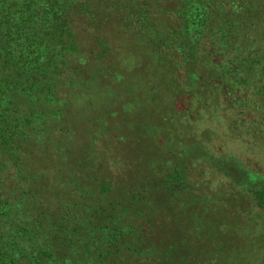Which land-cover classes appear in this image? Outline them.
Listing matches in <instances>:
<instances>
[{
  "label": "trees",
  "instance_id": "1",
  "mask_svg": "<svg viewBox=\"0 0 264 264\" xmlns=\"http://www.w3.org/2000/svg\"><path fill=\"white\" fill-rule=\"evenodd\" d=\"M91 1L103 3L115 16L117 24L133 29L137 36L146 35L148 30L149 34L157 33L151 20L156 11L149 0H0V155L5 157L1 168L12 157V163L20 167L7 171L9 177L4 181H13L12 172L18 174V181L23 185L19 199L10 198L3 186L0 187V264H172L175 258L166 253H176L180 247L187 251L181 256L187 264H264L262 255L254 261L241 246L242 242L234 238L237 223L233 221L242 212L232 208L228 211L213 204L209 212L219 214V222L212 225L210 234H204L197 224L188 223L192 218L191 210L182 212L178 221L168 225L163 217L152 216V208L147 206L140 211L95 204L87 206L93 194L96 202L101 196L105 201L104 193H112L118 182L104 167L100 169L102 181L80 183L77 179L84 176L80 160L66 159L71 147L67 149V143L59 147L44 145L51 144L53 135L59 142L69 139L68 129L54 131L47 125L58 114L57 119L63 115L60 106L64 104L59 95L68 94L84 76L85 79L96 76V72H88L81 66L80 32L82 19L93 12ZM163 1L171 6L165 7L162 13L173 17L178 24L162 37L157 33V51L163 53L164 61L171 62L172 71H168L178 76V93L175 86H171L170 91L178 103L181 102L179 115L194 118L188 105L198 94H202L197 99L202 109L213 105L210 100L209 106L208 100L214 96L216 103H223L224 110H244L239 121L232 122L234 126L249 121L251 108L264 110V0ZM139 43L142 47L139 50L147 51L148 46L142 41ZM157 60L164 65L163 60ZM199 62L203 64L195 71L188 68ZM72 76L75 80L70 85ZM190 76L194 83L185 87L183 80ZM95 83L92 81V85ZM94 94L99 96L101 91ZM77 96L83 95L78 93ZM143 96L141 93L140 99ZM156 98L151 97L152 101ZM39 113H45L41 123L37 121ZM168 113L172 115L169 110ZM162 116L159 117L163 120L168 117ZM146 123L148 127H135L132 132L136 134L127 135L132 139L129 147L134 150L133 164H138L134 169H149L147 149L135 144L137 136L145 140L155 135L151 125ZM39 141H43L41 148L37 145ZM157 143H153L156 150ZM126 151L131 154L130 149ZM219 154L220 158L225 156ZM87 161L90 165L85 168H91L86 181L94 179L100 167L92 156H88ZM151 162L152 165L148 163L151 170L163 165L158 157ZM36 164H49L52 168L49 171L55 175L52 180L46 177L47 171L37 177L36 171H32ZM126 168L128 170V164ZM126 168L121 166L123 171ZM25 172L36 176L28 179ZM65 172L68 175H63ZM246 174L256 173L246 170ZM75 180L76 185L69 189ZM37 183L44 189L51 186L48 191L53 190V196L58 193L56 198L60 199L57 204L55 202L54 209L44 206L46 200L30 195L31 186ZM244 185L249 209L258 210L256 213L262 219L263 236L257 241L260 244L254 245L255 251H250L252 255L261 252L264 255V184L253 190L247 183ZM61 187L62 191H57ZM89 188L92 190L90 197ZM43 195L40 193L39 198ZM68 203L73 207H66ZM137 203H142V199H137ZM134 220L140 222L138 227ZM178 223L183 228L181 238L185 239L181 240L182 246L176 238Z\"/></svg>",
  "mask_w": 264,
  "mask_h": 264
},
{
  "label": "rangeland",
  "instance_id": "2",
  "mask_svg": "<svg viewBox=\"0 0 264 264\" xmlns=\"http://www.w3.org/2000/svg\"><path fill=\"white\" fill-rule=\"evenodd\" d=\"M149 1L156 11L151 20L157 33L162 37L169 28L172 29L173 25H177L178 21H173V17L162 13L165 7L171 6L170 4L163 0ZM91 8L93 12L87 13L82 19L81 66L88 72H96V76L88 79L84 76L81 82L73 85V90L71 89L68 94L59 95L64 105L60 106L59 103L57 108L63 107V115L60 114L57 119L58 114L47 125H50L54 131L60 128L68 129L69 139L67 142L66 140L59 142L53 135L51 144L47 142L44 145L59 147L67 143L66 148L71 147L66 159L71 162L80 160L81 172L84 174L77 179L80 183L102 181L100 169L104 167H107L105 171L113 175L114 180L118 182L117 187H113L112 193H104L105 201L101 196L100 201L96 202L93 200L95 197L93 194L90 201H87V206L94 204L104 207L113 206L111 208L119 210L126 207L131 210L136 208L138 211L147 206L152 208L153 212H150L152 216L158 219L163 217L162 219L168 225L178 221L179 214L183 215L191 210L192 218L191 221L187 220L188 223L197 224L204 234H210L212 225L219 222L217 216L220 215L216 216L209 212L213 204L228 211L232 208L242 212L238 214L235 221L232 220L233 223H237L236 230L233 229L236 235L234 238L242 242L241 246L254 261L261 255L264 257L262 252L252 255L250 251H255L254 245L260 244L257 241L260 240V235L263 236L262 219L256 213L259 212L258 210L249 209L251 207L247 198L244 197L246 190L243 188L244 183L250 185L252 190L264 184V110L251 108L249 121L237 123L234 126L232 122L239 121L244 110H224L223 103L221 101L216 103L212 95L208 101L209 106H211L210 100L213 105L209 109H202L201 103L197 100L202 97V94H198L188 105L194 118L179 115L181 102L178 103V99L170 91V87L175 86V91L178 93V76L171 72L169 68L171 62L164 61L163 53L159 54L157 51L159 39L157 33L153 31L149 34L148 30L146 35L137 36L133 29L117 24L115 16L107 7L105 8L103 3L91 1ZM140 41L148 46L147 51L139 50L142 48ZM157 58L163 60L164 65H161ZM150 64L153 66L150 67ZM201 64L203 63L190 64L188 68L195 71L196 68L201 67ZM70 80L71 85L74 83V76ZM92 81L96 83L92 85ZM183 81L186 82L185 87L187 84L191 86L194 78L186 77ZM142 87L143 92H141ZM188 89L192 90V87L188 86ZM99 90L101 94L95 96L94 92ZM77 91L85 97L77 96ZM141 93L144 95L143 99H140ZM154 96L157 98L152 101L151 97ZM43 114L39 113L37 118L40 123ZM163 114L168 115L164 120ZM146 121L151 125L150 129L155 131V135L145 140L140 136L135 139V144L139 148H146L148 151L146 159L149 169L139 170L134 169L138 164H133L134 150L129 147L132 139L127 135H135L136 132H132L135 131V127L140 128L141 125L148 127ZM43 125L46 127V120ZM189 128L190 131L187 130ZM154 142H160L157 143V150L153 148ZM37 145L41 148L43 141H39ZM219 147L222 150L218 149ZM129 149L131 154L126 151ZM223 153L225 156H222ZM218 154L222 158L217 156ZM88 156H92L94 163L100 167L96 170L97 176L86 181L85 178L91 168L90 166L85 168V165H90L87 161ZM154 157H158L163 163L158 170H155L157 165L151 170L148 164L152 165L151 161ZM2 158L5 157L0 155V187L3 186L10 198L19 199L23 185L18 181L20 178L18 174L11 172L13 181L9 183L4 181V178L9 177L7 171H15L20 166L18 163H12L14 160L11 157L5 162L6 166L1 168V162L4 160ZM121 166L126 168L125 171L121 169ZM50 169L52 168L49 164L47 166L36 164L32 171H36L37 177L41 172L47 171L46 177L52 180L51 178L55 175L49 171ZM246 170L256 174L247 176ZM25 173L24 176L28 179L36 176ZM63 175L68 174L65 172ZM38 180L36 178L35 181L38 182ZM77 180L70 183L69 189L76 185ZM31 187L30 195L38 200H46L44 206L54 209L55 202L57 204L60 198H56L58 193L53 196V190L48 191L52 189L51 186L44 189L38 187L37 183ZM58 189L57 191H62L63 188ZM40 193L44 195L39 198ZM91 193L92 190L89 188V197ZM131 197L135 199L130 200ZM140 198L142 203H137V199ZM69 205L72 206L68 203L66 207ZM153 209H157V212ZM162 210L165 212L163 213ZM245 210L249 213H245ZM133 222L138 227L137 223L140 222L138 220ZM182 235L183 228L178 223L176 238H178L179 246H182L181 240H185L181 238ZM186 253V249L180 247L176 253L168 251L166 254L173 255L175 258L172 264H187L186 260L181 259V256L184 257Z\"/></svg>",
  "mask_w": 264,
  "mask_h": 264
}]
</instances>
